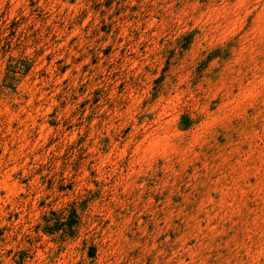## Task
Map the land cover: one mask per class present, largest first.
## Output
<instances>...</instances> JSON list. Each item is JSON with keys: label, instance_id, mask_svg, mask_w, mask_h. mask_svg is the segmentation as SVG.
Returning <instances> with one entry per match:
<instances>
[{"label": "rangeland", "instance_id": "rangeland-1", "mask_svg": "<svg viewBox=\"0 0 264 264\" xmlns=\"http://www.w3.org/2000/svg\"><path fill=\"white\" fill-rule=\"evenodd\" d=\"M0 264H264V0H0Z\"/></svg>", "mask_w": 264, "mask_h": 264}]
</instances>
